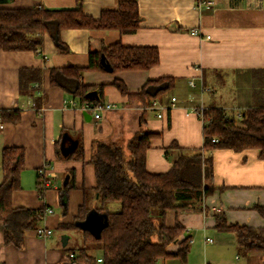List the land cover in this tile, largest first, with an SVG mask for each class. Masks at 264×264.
Here are the masks:
<instances>
[{
    "label": "crops",
    "instance_id": "obj_1",
    "mask_svg": "<svg viewBox=\"0 0 264 264\" xmlns=\"http://www.w3.org/2000/svg\"><path fill=\"white\" fill-rule=\"evenodd\" d=\"M123 1L138 5L141 21L136 33L69 29L61 33L68 52L57 49L48 36L36 52L0 50V184L2 150L23 148L22 189L13 193V206L50 208L52 213H47L39 226L53 231L43 238L36 229L27 230L24 246L19 248L5 243L0 221V264H71L68 251L74 250L70 254L76 257L83 231L58 229V225L70 222L82 204L90 209L99 206L94 192L95 166L91 161L94 140L126 145L141 129L160 133L151 140L146 166L152 174H163L172 168L179 154L177 148L170 149L173 142L186 152L203 147V123L192 112L194 108L218 107L229 116H236L249 107L264 106V0H11L5 6L38 5L49 9L81 6L85 15L98 20L103 12L117 11ZM206 2L212 4L204 5ZM193 29H198L200 36L193 35ZM117 43L125 47H156L161 60L148 71L112 73L104 59L103 70L85 69L83 83L104 86V104L115 106L96 122L91 112L50 84V70L70 65L86 68L90 52ZM25 68L43 72L41 82L32 84L29 93L20 91V71ZM165 77L172 78L174 86L159 101L168 106L176 98V105L163 118L128 100L114 86L115 81H121L135 94L149 80ZM91 95L99 97V89ZM70 100L76 102V107L70 105ZM4 110L19 111L20 120L16 123L3 120ZM64 133L70 135V140L64 142L68 151L73 141L81 138L83 159L57 158V143ZM211 158L215 189L204 198L202 209L192 208L198 206V201L189 207L169 210L165 216L167 227L179 223L185 228L182 238H190L187 261L172 258L159 264H264V252L244 254L234 232H219L215 227V213L221 211L230 225L264 228V218L255 210L257 205L264 207V159L258 149L241 152L215 149ZM41 169L51 185L43 198L37 187ZM71 172L75 186L67 189ZM114 205L108 207L113 212L119 209V206L114 209ZM206 238L212 242H206ZM211 246L218 251L209 250ZM177 249L176 245L169 247L170 252ZM94 254L102 256L101 251Z\"/></svg>",
    "mask_w": 264,
    "mask_h": 264
},
{
    "label": "trees",
    "instance_id": "obj_2",
    "mask_svg": "<svg viewBox=\"0 0 264 264\" xmlns=\"http://www.w3.org/2000/svg\"><path fill=\"white\" fill-rule=\"evenodd\" d=\"M11 0H0V50L37 51L48 36L54 46L63 52L69 49L61 37L69 29L117 30L123 34L136 33L141 18L136 2L123 1L117 11L103 12L95 20L83 13L82 7L71 9H49L41 6L30 8H10L5 5ZM102 59L110 66L112 73L119 71H148L160 63V52L156 47H125L120 43L105 46L100 51L90 52L86 68L66 66L50 70V84L61 88L76 100L81 107L89 104L92 108L104 105L102 89L86 85L82 80L85 69L103 70ZM43 72L25 68L20 71V91L29 93L32 84L40 83ZM114 86L130 101L138 102L143 108L153 100H161L173 86L172 78L149 80L142 90L132 94L121 81ZM99 89V97L91 94ZM242 118L229 116L223 108L209 107L204 111L203 147L186 152L172 143L170 149L177 148L178 156L172 168L163 174H152L147 170V151L151 140L161 134L141 129L122 145L113 141L96 139L92 144L91 161L95 166L97 185L94 189L99 206L90 209L82 204L70 222L60 223L58 229H82L83 239L71 258V264H98L94 252L101 251L103 264H159L168 259H178L186 263L190 253V238H182L185 228L177 223L167 227V211L189 207L199 201L194 209H202L206 196L214 191L213 163L211 153L215 149H231L241 152L258 149L264 159V106L249 107L241 112ZM3 120L18 122L19 111L4 110ZM217 139V141H213ZM70 140L64 133L57 143L58 159H83L84 149L81 138L73 141L66 150L64 145ZM25 169V151L19 147H6L2 150L3 180L0 184V221L3 223L4 241L7 245L22 248L25 232L40 227L47 215L45 209L15 208L13 193L22 189L21 174ZM67 189L75 186L74 173L70 174ZM38 191L41 198L51 188L44 175L38 176ZM111 204H119L117 211H111ZM264 218V207L255 206ZM98 217L100 226H82L89 217ZM216 229L219 232H234L239 250L244 254L264 252V228L230 225L221 211L215 213ZM176 245V252L169 247ZM93 252V253H91Z\"/></svg>",
    "mask_w": 264,
    "mask_h": 264
},
{
    "label": "built area",
    "instance_id": "obj_3",
    "mask_svg": "<svg viewBox=\"0 0 264 264\" xmlns=\"http://www.w3.org/2000/svg\"><path fill=\"white\" fill-rule=\"evenodd\" d=\"M203 4L204 5H211L212 3L211 2H209V3L206 2V3H203ZM203 4H201V5H203ZM191 33L193 35L200 36V32H199L198 29L191 30ZM206 38L210 39V36H206ZM191 85H194V83L192 82ZM70 105L72 107H76V102L74 100H70ZM175 105H176V98H172L171 99V103L168 106H165L159 100H153L151 102L150 106H148L145 109H149V110L155 111L158 118H163L168 111H170L173 107H175ZM81 108L84 109L85 111L91 112L93 114V119L96 122H99V121L102 120L103 114L105 112L111 111L113 108H115V106L111 105V104H104L102 106H98L96 108H92L89 104H86V105L82 106ZM205 109H206V107L201 105V106H199L197 108H194L192 110L193 113H196L199 116V118L202 121L203 125H204L205 122H209L210 121L209 119H208V121L204 120V111H205ZM241 116H242V114H241V112H239L236 115V118L237 119H241L242 118ZM0 128H1V124H0ZM213 141L216 142L217 139H213ZM40 174L44 175V170L43 169L40 170ZM47 213H52V210L50 208H47ZM36 232H37L39 237H43V238H47V237H49V236H51L53 234L52 230L44 228V227H41V226L36 229ZM206 242H212V239L211 238H206ZM70 256H71V258H74V254H71ZM97 262H98V264H103V258L99 257Z\"/></svg>",
    "mask_w": 264,
    "mask_h": 264
},
{
    "label": "water",
    "instance_id": "obj_4",
    "mask_svg": "<svg viewBox=\"0 0 264 264\" xmlns=\"http://www.w3.org/2000/svg\"><path fill=\"white\" fill-rule=\"evenodd\" d=\"M103 63H104V61H103ZM104 65H106V63H104ZM88 116L91 117L90 114H88ZM100 223H101V220L98 217L92 216V217H89L85 223H82V226H86L89 224H96V225L100 226Z\"/></svg>",
    "mask_w": 264,
    "mask_h": 264
},
{
    "label": "rangeland",
    "instance_id": "obj_5",
    "mask_svg": "<svg viewBox=\"0 0 264 264\" xmlns=\"http://www.w3.org/2000/svg\"><path fill=\"white\" fill-rule=\"evenodd\" d=\"M116 206L118 207L119 204H115L113 208L115 209ZM212 238H213V239H216V234H213V235H212ZM208 249L211 250V251H218L217 247H216V248H215V247L213 248V246L209 247ZM97 252H98V251H96V253H97Z\"/></svg>",
    "mask_w": 264,
    "mask_h": 264
}]
</instances>
